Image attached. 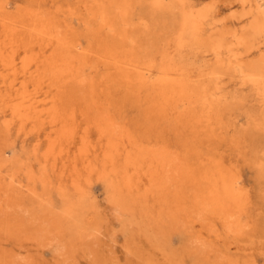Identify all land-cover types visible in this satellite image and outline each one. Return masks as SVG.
I'll return each mask as SVG.
<instances>
[{
	"label": "bare ground",
	"instance_id": "6f19581e",
	"mask_svg": "<svg viewBox=\"0 0 264 264\" xmlns=\"http://www.w3.org/2000/svg\"><path fill=\"white\" fill-rule=\"evenodd\" d=\"M94 181L142 264H264V0H0V264H99Z\"/></svg>",
	"mask_w": 264,
	"mask_h": 264
},
{
	"label": "rangeland",
	"instance_id": "374dc122",
	"mask_svg": "<svg viewBox=\"0 0 264 264\" xmlns=\"http://www.w3.org/2000/svg\"><path fill=\"white\" fill-rule=\"evenodd\" d=\"M8 1L10 5L12 6L17 2H21L22 0H8ZM175 16H176L175 14L172 15V17H175ZM12 138L14 139V146H13L12 151L11 150L7 151L6 153L7 157L12 155V153L22 154L23 152L28 151L32 141L27 140L22 145L21 137L16 136L15 133H12ZM253 176H254V172L252 170L244 168L242 172V178L244 179V181L249 182V183L254 182ZM91 187H90V194L87 200L89 203L95 205V207L97 208L99 212V216H100V222L102 223L100 225V233H98V235L96 236L97 239L93 240V243L96 242L97 246H99L97 248L100 249L99 252H97L98 253L97 255H100L98 257V261L100 263L107 264L108 261L106 262V260L110 259L108 264H142L141 260H144L143 258L141 259V257H143L142 255H147V252L149 254L151 251L150 249L151 247L149 246L148 242L139 235L135 239V243H134V246H132V250L128 251L126 249V238H125L123 231L121 230L120 223L118 222L114 211L111 208H109L105 203V195H104V190L102 186L97 181H94ZM54 199L56 202L59 201L58 197H55ZM169 245L170 247L176 248L177 250L180 248L181 241L177 233L170 234ZM126 250L129 252V254ZM133 250H135L136 252L135 251L133 252ZM137 250L141 252V257H138ZM134 253L136 255H134ZM132 256H135V257H132ZM42 258L45 262H50L51 260V256L48 252H45L42 255ZM84 260L87 263H85ZM136 261L138 263H136ZM188 263H189V260H188ZM78 264H91V263L88 260V258L80 257Z\"/></svg>",
	"mask_w": 264,
	"mask_h": 264
}]
</instances>
